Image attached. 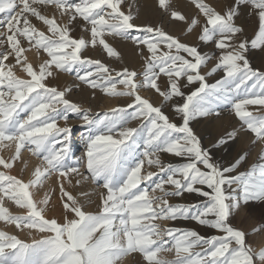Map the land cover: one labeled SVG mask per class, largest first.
<instances>
[{
    "label": "snow or ice",
    "instance_id": "6c2138e0",
    "mask_svg": "<svg viewBox=\"0 0 264 264\" xmlns=\"http://www.w3.org/2000/svg\"><path fill=\"white\" fill-rule=\"evenodd\" d=\"M122 2L0 0L6 29L0 32V37H4L0 39V142L15 145V155L7 160L0 158V166L11 169L13 161L20 158L21 149L42 161L28 182L0 171V220L41 234L26 242L0 231V264H118L134 252L142 254L146 264H264V248L254 251L246 243L248 234L228 222L241 204L264 200V163L233 175L247 154L221 166L190 127L196 117L211 115L220 104H228L242 126L264 142V114L248 107L260 106V111H264V71L253 68L247 58L249 48L264 50V0H234L223 13L204 0H192L205 18L198 39L205 43L214 41L220 50L215 65L204 73L201 69L211 57L159 26L135 24L131 11L126 14L122 10ZM41 6H53L61 16L68 17L67 22L60 24L55 15L50 18L42 14ZM158 6L165 10L170 7L167 0H158ZM241 6L256 18L257 28L251 40L238 39L243 28L235 20ZM171 17L185 20L175 10ZM32 18L46 30L37 28ZM77 18L85 22L83 31L87 37L74 38L70 34V25ZM198 24L192 18L187 30L191 32ZM134 30L142 34L132 35ZM106 36L131 40L143 58L142 71L110 69L100 60L82 55L89 46H100L108 57L119 60V51ZM25 42L38 52L43 50L48 57L38 69L23 55ZM10 59L14 63H6ZM17 65L27 78L14 73ZM53 68L62 72L75 69L76 79L82 84L110 97H127L129 102L92 114L91 109H82L67 98L70 87L60 90L46 83L53 76ZM217 72L223 75L209 84L207 77ZM184 88L191 91L185 93ZM142 90L154 91L162 97V103L180 98L182 103L172 104L180 122H173L161 106H154L143 97ZM69 113L76 114L89 129L83 139L90 176H83L78 166L69 165ZM59 120L64 121L63 127L58 126ZM130 121H139V125L130 127ZM226 135L232 139L236 132ZM226 142L222 137L216 146ZM163 154L185 162L165 163ZM259 159L264 161V152ZM52 173H58V179L76 174L106 190L101 193L99 211H84L61 184L62 199L67 197L63 201V223L46 218L44 208L37 207L29 190ZM144 182L148 187H141ZM232 185L241 190L240 196L234 194ZM228 190L233 194H226ZM185 194L205 199L199 203L170 202L171 198L183 199ZM5 196L27 209V213L9 214L2 206ZM48 202L45 195L39 203ZM178 220L195 221L221 235L202 236L192 229L162 228L156 223ZM261 228L264 225L253 232ZM165 252H174V258L160 255Z\"/></svg>",
    "mask_w": 264,
    "mask_h": 264
},
{
    "label": "rangeland",
    "instance_id": "374dc122",
    "mask_svg": "<svg viewBox=\"0 0 264 264\" xmlns=\"http://www.w3.org/2000/svg\"><path fill=\"white\" fill-rule=\"evenodd\" d=\"M71 2L79 3L80 0H71ZM167 2L170 5L167 10L161 9L158 6V0H123L121 7L126 14L131 11L134 17L133 22L135 24H138L136 21L138 19L137 14L139 11L148 10L146 11L149 13L145 23H140L138 25H148L154 27L159 26L165 32L177 37L181 42L197 46L201 54L211 57L207 62V66L201 69L202 73L207 72L217 62V58L220 55V50L216 48L214 41L205 43L198 39L201 28L205 23V18L200 14L199 9L196 8L192 0H167ZM204 2L211 7H214L216 11L223 13L226 7L232 4L234 0H204ZM144 3L146 5H144ZM189 7L193 11H191ZM186 9H189L190 11H186ZM173 10L179 11L185 17V20L179 21L173 19L171 17V11ZM41 11L42 14H47L50 18L55 15L57 22L60 24H64L68 20L66 15L61 16L58 14V11L53 6H47L46 8L41 6ZM149 15H151V17H149ZM163 18L166 19L164 23L162 22ZM192 18H196L199 21V24L193 28L191 32H189L187 27ZM4 20V14H0V32L6 31L3 24ZM32 23L37 28L46 30V26L42 25V23L37 21L35 18H32ZM235 23L243 28V33L238 36V39L251 40L254 38L257 22L256 18L249 14L248 8L241 6L240 15L236 18ZM84 24L85 22L82 19L77 18V20H75L70 25L72 29L70 34L74 38L87 36L88 33L83 31ZM170 24L173 25L174 29H171ZM131 34L141 35L142 33L134 30ZM105 38L112 46H114L115 49L119 51L121 56L119 60L108 57L100 46L95 48L89 46L83 51L82 55L91 59H98L105 65L109 66L110 69L119 70L123 67H127L130 70H135L137 72L142 71L143 58L139 54L137 46L134 45L131 40H124L119 37L114 38L111 36H106ZM0 39H4V37H0ZM24 46L26 51L23 55L27 58L28 63L32 64L34 68L38 69L39 64L48 59L46 53H44L43 50L38 52L35 48H30L26 42ZM144 55H147L146 51ZM247 58L249 59L253 68L264 71V50L249 48ZM6 63H14V60L10 59ZM13 71L18 77L27 78L26 73L23 72L20 65L14 67ZM222 75V72L214 73L212 76L207 77V82L209 84L214 83L216 80L220 79ZM76 77L77 72L75 69L72 72H62L53 68V76L48 78L46 83H48L50 86H55L60 90H63L65 87H70L72 89L70 92L71 96H69V93L67 94V98L80 105L82 109H91L92 114L103 113L118 105L124 106L129 102V98L127 97H110L102 93L99 89L93 90L89 86L79 82ZM77 84H80L79 88L75 87ZM183 91L188 93L191 91V89L184 88ZM140 94L143 97L148 98L150 102L154 104V106H161L164 113L168 115L173 122H180V117L177 116L172 109V104L177 102L182 103L180 98H174L172 101L162 103V97H159V95L154 91L142 90ZM248 107L249 110H252L258 114H264V111H260V106ZM68 115L70 117L68 120V125L72 128V135L68 142L70 149L69 165L78 166L80 173H82L83 176H90V173H88L86 169V142L83 139V137L88 134L89 129L87 126L83 125V122L76 114L69 113ZM23 116L24 114L21 113L22 118ZM138 125L139 121H130L128 126L137 127ZM58 126L63 127L64 121L59 120ZM190 127L193 129L195 135L200 139L202 146L210 150L214 162L221 166H228L229 164L233 163L239 157V155L245 153L247 154L246 159L232 173L233 175H236L240 172L249 171L254 164L264 163V161L259 159L260 154L264 152V142L257 140L254 134L242 126L241 122L235 116L231 106L228 104H220L218 107H216L215 111L211 115L196 117L190 121ZM233 131L236 132V136L232 139L227 138L226 134ZM222 137H224L227 142L225 144L216 146L217 142ZM142 150L143 149L141 147L140 151ZM13 155H15L14 143L9 141L0 142V158L7 160ZM162 159L165 163L179 164L185 162L183 158L175 157L169 154H163ZM77 161L79 162L78 165ZM41 165L42 161L40 159L32 155L26 149H21L20 158L13 161V167L11 169H4L3 166H0V171H3L8 175L15 176L18 179H22L24 182H28L34 178L32 174L35 168ZM145 167L147 168V166ZM147 170L156 171L155 168H148ZM153 179H157V177H154ZM77 181L80 182L77 183ZM61 184H63L65 191H67L77 200L84 211L93 213L99 211V206L101 203L100 196L101 193L105 192L106 190H104L98 184H94L90 179H82V177L80 178V176L76 174H69L68 179H64L63 177L58 179V173H52L50 176L44 178L41 184L36 185V188L33 187L30 188L31 191L29 190L34 202L37 204V207L44 208L43 215L46 218H55L58 222L63 223L65 216L63 201H66L67 197H63L62 199V193L60 191ZM141 187H148L147 182L142 183ZM225 188L227 189V186H225ZM232 188L236 189L234 193L236 196L241 195V190L237 188L236 185H232ZM205 190L210 191L206 188ZM226 194L231 195L233 193L231 190H228ZM45 195L48 196L49 202L47 205H41L39 202L44 199ZM38 196H40L42 199H40ZM204 199L205 198L203 197L195 196V194H185L183 199L171 198L170 202L199 203ZM2 206L7 208L8 213L11 215H25L27 213V209H21L13 201L9 200L7 196L3 198ZM68 215L69 218H71V214L69 213ZM228 222L233 227L248 234L246 237V243L252 246L254 251H259L261 248H264V228H261L258 232H253V229L260 225H264V200H252L247 204H241L239 210H234L232 212ZM156 223L160 224L162 228L170 226L186 230L192 229L197 231L202 236L221 235V233L217 232L215 229L199 225L195 221L191 220L156 221ZM0 231L11 235H16L18 238L25 240L26 242H31L33 238H39L41 235L35 229H17L14 224H10L3 220H0ZM197 251H199V249H197ZM160 255L169 260L174 258V252H165L161 253ZM118 264H146V262L144 261L142 254L139 252H134L123 257L120 261H118Z\"/></svg>",
    "mask_w": 264,
    "mask_h": 264
},
{
    "label": "bare ground",
    "instance_id": "6f19581e",
    "mask_svg": "<svg viewBox=\"0 0 264 264\" xmlns=\"http://www.w3.org/2000/svg\"><path fill=\"white\" fill-rule=\"evenodd\" d=\"M210 2H211V1H210ZM213 4H214V3H213ZM215 4H216V3H215ZM144 5H146V4L144 3ZM188 5H189V4H188ZM184 7H185V5H184ZM135 8H136V7H135ZM142 8H143V7H142ZM144 8H145V7H144ZM146 8L148 9L147 6H146ZM187 8H188V6H187ZM213 8H214V7H213ZM177 9H178V8H177ZM189 9H190L191 11H193L190 7H189ZM189 9H186V11L189 10ZM143 10H144V9H143ZM190 10H189V11H190ZM140 11H141V12H140ZM140 11H139V13L137 14V15H138V17H137L138 19H137L136 22H137L138 24H140V23H141V24H144L145 21H146V18H147V15H148L149 12H148V13L146 12V11H148V10H146V11H142V10H140ZM189 11H188V12H189ZM134 13H135V12H134ZM152 13H153V12H152ZM186 13H187V12H186ZM189 13H191V12H189ZM189 13H188V14H189ZM58 14H59V13H58ZM157 14H158V13H157ZM151 15H152V14H151ZM151 15H149V17H151ZM163 15H164V14H163ZM152 17H153V16H152ZM150 19H151V18H150ZM160 19H161V18H160ZM147 21H148V20H147ZM165 21H166V19L163 18V21H162V22L164 23ZM138 24H137V25H138ZM156 24H157V23H156ZM170 25H171V29H172V28H173V25H172V24H170ZM173 29H174V28H173ZM86 37H87V36H86ZM97 54H98V53H97ZM130 56H131V55H130ZM132 57H133V56H132ZM129 58H130V57H129ZM101 59H102V57H101ZM134 59H135V58H134ZM129 60H130V59H129ZM68 94H69V93H68ZM69 96H71V93H70ZM80 178H81V176H80ZM79 182H80V181H79ZM81 183H82V182H81ZM81 183H80V184H81ZM78 185H79V184H78ZM81 186H82V185H81ZM35 188H36V187H35ZM77 189H78V187H77ZM30 191H31V190H30ZM38 191H39V190H38ZM41 192H42V191H41ZM30 193H31V192H30ZM34 193H35V191H34ZM36 195H37V194H36ZM41 195H42V194H41ZM33 196H34V195H33ZM38 197L40 198V196H38ZM36 198H37V197H36ZM39 198H38V199H39ZM38 199H37V200H38ZM40 199H42V198H40ZM31 231H32V230H31ZM21 234H22V233H21ZM34 237H35V236H34ZM30 240H31V239H30Z\"/></svg>",
    "mask_w": 264,
    "mask_h": 264
}]
</instances>
